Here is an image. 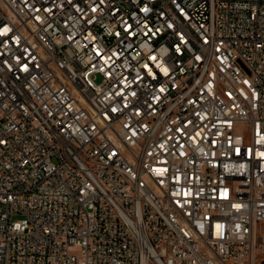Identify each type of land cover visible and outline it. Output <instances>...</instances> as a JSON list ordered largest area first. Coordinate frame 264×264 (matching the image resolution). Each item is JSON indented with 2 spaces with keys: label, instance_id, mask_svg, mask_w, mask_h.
<instances>
[{
  "label": "built area",
  "instance_id": "1",
  "mask_svg": "<svg viewBox=\"0 0 264 264\" xmlns=\"http://www.w3.org/2000/svg\"><path fill=\"white\" fill-rule=\"evenodd\" d=\"M0 264H264V0H0Z\"/></svg>",
  "mask_w": 264,
  "mask_h": 264
},
{
  "label": "rangeland",
  "instance_id": "2",
  "mask_svg": "<svg viewBox=\"0 0 264 264\" xmlns=\"http://www.w3.org/2000/svg\"><path fill=\"white\" fill-rule=\"evenodd\" d=\"M100 80H101L100 77H98V78H97V82H99Z\"/></svg>",
  "mask_w": 264,
  "mask_h": 264
}]
</instances>
